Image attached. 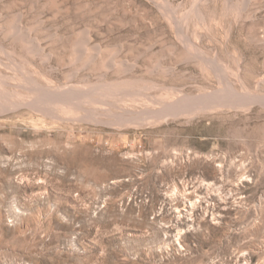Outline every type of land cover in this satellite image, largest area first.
<instances>
[{
  "label": "rangeland",
  "instance_id": "obj_1",
  "mask_svg": "<svg viewBox=\"0 0 264 264\" xmlns=\"http://www.w3.org/2000/svg\"><path fill=\"white\" fill-rule=\"evenodd\" d=\"M0 264H264V0H0Z\"/></svg>",
  "mask_w": 264,
  "mask_h": 264
}]
</instances>
